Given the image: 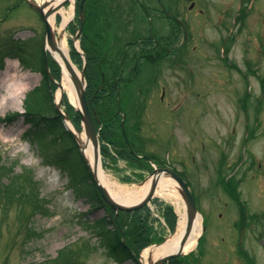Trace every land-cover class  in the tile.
<instances>
[{"label": "rangeland", "instance_id": "rangeland-1", "mask_svg": "<svg viewBox=\"0 0 264 264\" xmlns=\"http://www.w3.org/2000/svg\"><path fill=\"white\" fill-rule=\"evenodd\" d=\"M31 1L41 5L45 0ZM77 1L73 0L64 7L74 15L71 23H76V12L73 9ZM94 1L98 5L94 13L88 10V39L99 42L98 52L107 54L106 61L111 67L110 71H114L119 63H124L120 75L125 82L118 90V99L119 109L126 117L125 130L130 143L159 164L155 167L175 168L177 172L183 173L202 217L203 239L198 249L201 252L204 250L206 257L200 264H244L242 259L232 260L237 255V244L232 240L238 235H227L225 225L228 220L225 215L220 218L224 210L217 209L216 206L214 208L215 200L202 197L199 188V179L203 177L202 173L199 175V171L201 168L205 171L204 165L199 163L201 155H204L201 154L200 141L203 142L204 152L210 154L214 149L212 129L209 131L210 117L207 118L209 122H205L207 127L203 128V132L200 131L198 113L201 104L197 96L194 56L191 54L193 64L187 63L186 69L180 65L179 55L172 56L169 61L166 58L165 62L153 64L148 57L153 53L150 52L152 50L146 46L142 48L141 43H138L140 40H147L149 33L153 31L159 46H167V41L177 46L183 38L179 25L163 17V9L157 4L158 0ZM135 1L147 9V16L138 5L133 4ZM205 1L211 3L207 10L209 17L206 12L205 18L208 20L198 29L195 22L198 23L199 20L196 12L200 1L197 2L199 6L196 4L191 11L188 8L194 0H161V3L173 17L186 21L188 39L192 42L198 33L204 36L223 34L221 30L216 32L212 19L218 24V19L222 18L223 22L232 0ZM102 9L106 21L103 20ZM60 21V17L56 16V28ZM222 22L218 24L219 28ZM58 35L59 33L57 37ZM63 35L70 50L73 35L71 36L67 27ZM131 43L134 46L128 48L124 56L122 48ZM44 45V26L28 1L0 0V100L5 98L3 105L8 97L4 89L8 80L21 78L27 81L30 75L38 76L33 82L25 83L27 91L20 94L15 108L0 109L2 159L13 168V175L16 176L10 185L17 184L19 188L17 197L0 199V264H117L107 256L90 228V222L102 219L107 212L102 207L89 209L85 199L76 198L70 189L71 177L61 158L59 159L57 144L43 135L26 141L29 125L22 116L24 109L26 107L30 111L38 99L41 102L44 99L42 90L39 89L27 98L26 104L24 101L26 95L40 85L42 78L38 72L39 60ZM133 69L134 73L129 74ZM55 74L59 75V71L56 73L55 70ZM53 101L55 102L54 95ZM69 103L72 104L70 100ZM109 107L111 111H115L114 104ZM206 107H209V101L206 102ZM39 112L53 116V109L47 103L41 105ZM100 126L102 129V125ZM117 138L121 145L123 142L120 133ZM211 160L206 159L207 164L210 165ZM102 168L112 181L130 188L139 186L145 179L147 181L148 173L152 171L148 168L147 173H139L137 166L132 168L125 161L109 159H102ZM5 179L7 180V176ZM166 180L173 185L169 193H176L179 204L184 209L177 185L170 179ZM203 180L202 184H206L205 178ZM154 200L158 202L153 201L149 210L152 217L159 221L153 225L158 241L141 253V260L148 251L174 236L178 227L177 225L175 231L170 233L160 223L162 217L158 211V204H166L172 206L178 215L175 200L169 196L162 197L159 193H155ZM217 202L222 206L227 201L221 199V204ZM222 227L224 228L221 229ZM29 229L32 230L31 233ZM255 236L256 231H248L245 248L262 264L264 253L255 244ZM195 248L196 245L190 253L195 252ZM56 257L57 260L54 261Z\"/></svg>", "mask_w": 264, "mask_h": 264}, {"label": "flooded vegetation", "instance_id": "flooded-vegetation-1", "mask_svg": "<svg viewBox=\"0 0 264 264\" xmlns=\"http://www.w3.org/2000/svg\"><path fill=\"white\" fill-rule=\"evenodd\" d=\"M195 2L199 6L196 12L199 20L195 22L198 29L208 20L205 16L211 3ZM161 8L164 17L170 20L171 13L165 6ZM226 12L223 22L222 18L218 19V24L222 22L220 28L212 19L216 32L221 30L223 34L198 33L191 42L186 33V21L179 19L183 33L179 45L171 48L167 41L168 46L159 50L166 55L164 62L166 58L169 61L171 55H179L184 69L187 63L193 64L191 54L194 56L197 96L201 104L200 131L207 127L205 122H209L210 117L214 149L210 154L204 152L200 141L201 154L206 158L201 155L199 161L205 167V171L202 168L199 171V175H203L199 188L202 197L215 200L214 208L224 210L220 218L225 215L228 220L226 234L238 235L232 240L237 244V255L232 260L259 264L246 250L245 237L248 231H256L253 239L264 253V0H232ZM151 35L154 43L155 37ZM207 101L209 107H206ZM209 158L212 159L210 165L206 161ZM204 178L206 184H202ZM221 199L227 201L222 206L216 203L221 204ZM204 257V250L198 251L199 264Z\"/></svg>", "mask_w": 264, "mask_h": 264}, {"label": "trees", "instance_id": "trees-1", "mask_svg": "<svg viewBox=\"0 0 264 264\" xmlns=\"http://www.w3.org/2000/svg\"><path fill=\"white\" fill-rule=\"evenodd\" d=\"M100 2L102 3V0ZM97 5L98 4L94 0H87L84 3L86 21L80 41L81 49L87 59L85 69L87 84L86 97L91 102V110L96 126L102 125L100 131L101 155L104 159H109L111 161L123 160L132 168L135 166L139 167V173H144L148 170L149 164L145 160L138 159L131 155L123 140L121 145L117 142V137L120 133V126L117 122L120 123V117L114 111H111L109 106L114 104L117 107L118 88H115L114 83L110 82V79H107V75L105 79H103L102 67L106 63L105 56L98 52L99 42H92L88 39V10L90 9L94 13ZM76 30L77 26L70 24L69 31L75 33ZM70 57L74 64L81 67L82 59L75 51L71 50ZM40 62L42 65L41 73L43 75V86H41V89L45 93L46 103L53 109V116L47 117L40 114L39 111L41 108L39 106L41 104L37 101L33 104V108L30 111L26 109L23 115L24 120L29 125L26 133V141L43 135L45 138L51 139L58 145L59 159L61 158L65 168L72 177V189H74L76 198L85 199L92 210L104 207L107 212V216L90 224L91 230L98 237L99 245L106 251L107 256L117 264L136 262L139 254L146 247L156 242V240L158 241L154 234L153 225L159 221L152 217L148 207L136 212L118 213L116 215L101 201L90 179L86 165L72 134L66 130L63 124V118L56 112L51 103V94L54 86L46 73L43 63V53H41ZM49 68L51 76L54 79H59V75L55 74V70L56 73H58L57 66L53 62H50ZM109 76L113 79L112 73ZM27 98L25 101H27ZM63 106L65 107L69 119L72 121L75 128L79 130V115L65 97L63 99ZM111 149L114 152H112ZM6 176L7 180L5 179ZM15 177L16 176L13 175V168L4 162L0 150V199L3 197H17L19 191L17 184L10 185ZM157 202L158 201L155 203ZM158 211L165 222L166 228L170 232H173L176 226V216L172 207L165 204H158ZM29 232L31 233L32 230L29 229ZM56 260L57 257L54 258V261ZM166 264L191 263L186 257H181L174 258Z\"/></svg>", "mask_w": 264, "mask_h": 264}, {"label": "bare ground", "instance_id": "bare-ground-1", "mask_svg": "<svg viewBox=\"0 0 264 264\" xmlns=\"http://www.w3.org/2000/svg\"><path fill=\"white\" fill-rule=\"evenodd\" d=\"M63 1L64 0H45L44 3H49V8H53ZM133 4H136V6L138 5L144 12H148L146 8L141 7L142 4H140L138 1H135V3L133 2ZM57 15H59L61 19L58 28H56ZM72 15V11L67 12L65 8L58 9L56 12L50 15L48 22L52 29H56L55 32L59 33L60 36L59 38L56 37L57 39L54 48H49L48 46H46V48L50 52L53 60H55V62L59 65L61 70V79L54 94L55 100L58 101L61 95L65 94L69 98L72 105H74V107L78 109L79 104L77 92L73 85L70 70L66 66V63H68L70 69L77 77H79V72L77 68L73 65V63L70 61L69 49L67 47L63 35V29L65 28L66 24L71 20ZM36 77L38 76L30 75L27 81L21 78H11L10 80H8L4 88L6 89L8 97L6 98L5 105H3V101H5V98H2L0 100V109H6L8 107L15 108L17 102L19 101L20 94H23L25 91H27V85L25 83L33 82ZM68 128L71 129L69 125ZM78 139L81 146L83 147V155L86 161L91 167H93L95 160L93 148L90 141H87L84 135L82 134L78 136ZM97 177L100 185L108 192L110 197H112V199L117 203L124 206H132L139 203L143 198L147 196L150 188V181L146 182L142 186L133 188H130L128 186H122L112 181L103 171L100 162L97 165ZM172 186V183H170L168 180H166L165 178H161L156 193H159L162 197L169 196L173 198L176 204L178 205L180 216L176 233L164 244L156 247L153 250L148 251L142 261L140 257H138L136 259V262L132 263L139 264V262H141L142 264H149L177 251L185 228L186 214L185 211H181L182 207L179 204V198L176 193H169ZM201 232V219L200 217H198L184 246V253L189 252L195 247L197 239L200 236Z\"/></svg>", "mask_w": 264, "mask_h": 264}, {"label": "water", "instance_id": "water-1", "mask_svg": "<svg viewBox=\"0 0 264 264\" xmlns=\"http://www.w3.org/2000/svg\"><path fill=\"white\" fill-rule=\"evenodd\" d=\"M68 1L69 0H64L63 2L59 3L57 6H55L53 8H49V3H43L41 6H38V5L34 4L33 2L29 1V5L39 14V16H40V18L44 24V27H45V43L49 48L55 47L56 39H55V34L52 30V27L50 26V24L48 22V19L52 13H54L58 9L62 8ZM83 2H84V0L81 1L80 8H79L80 26H79V30L77 32V35L73 39L74 42L77 41V38L80 35L82 28H83V23H84V15H83V8H82ZM45 61H46V57H45ZM84 63H86L85 59H84ZM45 64H46V62H45ZM66 66L70 70L71 79H72L73 85H74L76 92H77L78 104H79V108L77 109V112L80 115L82 130H83V133H84L86 140L90 141L92 148H93L94 160H95L94 166L91 167L88 164V162L86 161L85 157H84V159H85L86 165L88 167L90 177H91L93 183L95 184L102 200L105 202V204L107 206H109L111 209H113L116 213H118V212H127L128 213V212H132V211H137V210L141 209L142 207L146 206L150 202V200L153 198L155 189L157 187V183H158L159 179L161 178V176L162 175L168 176L179 187L178 192H179V194H180V196L184 202V205H185L186 225H185V229H184L182 238H181L180 243L178 245L177 251L175 253L170 254V255H166V256L156 260L155 262H152L149 264H166L169 260H171L173 258H178L180 256H183V248H184L186 241L188 239V236H189V234L193 228V225H194V223L198 217V213H197L193 198L189 192V189L187 188L185 183L180 178H178L171 170H169V169H155L151 175L152 180H151L149 192H148L147 196L145 198H143L139 203L132 205V206H124V205H121V204L117 203L116 201H114L112 199V197H110L108 192L100 185V183L98 181V177H97V165L100 162V144H99L98 134H97V131L95 129L93 119H92V116L90 113L89 104H88L87 99H86V93H85L86 83H85V78H84V69L85 68H83L79 72V77H77L72 72V70L70 69V66L68 65V63H66ZM61 102H62V95L60 97L58 104H56V109L58 110V112H60ZM63 117H64L65 121L70 122L65 115H63ZM76 133L78 134V136L80 135L79 132L76 131ZM73 136H74V139L80 148L81 154H83V147L81 146V144L79 142L78 136L75 134H73ZM143 158L146 159V157H143ZM139 264H142V263L139 262Z\"/></svg>", "mask_w": 264, "mask_h": 264}]
</instances>
